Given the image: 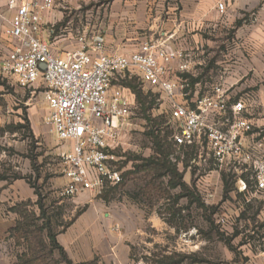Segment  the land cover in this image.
Here are the masks:
<instances>
[{"label":"built area","instance_id":"built-area-1","mask_svg":"<svg viewBox=\"0 0 264 264\" xmlns=\"http://www.w3.org/2000/svg\"><path fill=\"white\" fill-rule=\"evenodd\" d=\"M55 5L56 0H9L14 13L4 32L18 44L0 61V80L31 94L42 89L49 109L44 123L61 146L71 142V148L60 153L66 179L61 196H100L124 182L128 169L118 150L136 124L138 108L135 92L124 84L127 79H137L140 87L160 95L169 122L158 129L169 132L174 147L170 159L180 168L190 151L187 171L218 172L220 178L221 173L233 174L240 192L264 196L262 145L249 139L255 132L251 94L231 92L223 79L192 83L190 54L170 43L172 35L120 53L106 50L102 31L83 30L77 34L76 48L55 54L40 36L44 13ZM217 9L225 12L224 1ZM217 222L225 226L230 219L221 216ZM259 255L264 261V235Z\"/></svg>","mask_w":264,"mask_h":264},{"label":"crops","instance_id":"crops-1","mask_svg":"<svg viewBox=\"0 0 264 264\" xmlns=\"http://www.w3.org/2000/svg\"><path fill=\"white\" fill-rule=\"evenodd\" d=\"M220 1L225 3L224 13L217 9ZM87 3L88 0H56L55 7L44 13L46 24L40 36L53 53L64 55L78 46V31L61 23L62 9L75 8L82 14L83 5ZM13 13L9 0H0V61L18 44L4 32ZM95 14L92 15L94 28H88L90 23H82L81 28L102 31L108 52L131 53L146 40L172 35L170 43L190 54L193 79L201 77L202 81V73L211 64V78L223 79L224 86L233 93L251 94L255 132L249 139L261 143L259 152L264 156V0H112ZM52 27L54 33H50ZM177 64V60L173 61V70ZM5 96L0 94V97ZM20 102V99L7 102L8 120H17L22 111ZM2 107L0 104V122ZM32 112L36 115L37 111ZM48 113L47 107L43 117ZM31 118L35 132H46V127L38 125L35 116ZM49 140L52 142L51 138ZM61 148L70 149L71 142ZM65 183L61 175L52 193L55 201L49 205L47 196L40 198L25 178L0 179L1 264H21L32 250L42 255L31 230L45 222L72 264H136L132 249L140 242L163 248L165 255L184 252L185 244L191 248L188 241L182 239L183 234L180 236L181 228L170 224L138 199H120L118 195L112 196L113 192L109 196L84 192L72 198L63 197L59 191ZM53 210H57L59 216L53 217ZM42 211L46 218L40 217ZM32 221L34 226L30 225ZM18 225L20 229L16 231ZM41 236L50 247L47 228L42 230ZM230 256L231 261L225 264H233ZM31 264L67 262L59 249H53L50 256H42ZM235 264H264V261L258 251L248 261Z\"/></svg>","mask_w":264,"mask_h":264},{"label":"rangeland","instance_id":"rangeland-1","mask_svg":"<svg viewBox=\"0 0 264 264\" xmlns=\"http://www.w3.org/2000/svg\"><path fill=\"white\" fill-rule=\"evenodd\" d=\"M110 2L112 0H88V3L83 5L82 14L75 8L71 10L65 7L62 9L64 13L61 23L69 25L75 32L83 31L82 23H90L88 28L93 29L92 15L95 16L97 10L102 11ZM210 65L208 64V70L202 73L203 84L218 81L217 78H211L213 66ZM134 83L143 90L146 97L144 101H140L135 93L138 105L134 120L136 124L133 130L126 133L123 146L118 150L121 159L126 162L128 171L124 182L114 191L108 189L111 192L107 196L113 192L112 196L118 195L120 199L133 197L149 209L155 210L167 221L173 219L171 224L181 228L180 236L183 234L182 239L188 241L191 246L188 248V244H185L182 253H185L187 258L181 264H225L231 261L230 255L233 264L248 261L258 253L264 235V196L251 191L241 193L235 185L236 176L233 174L227 177L232 190L226 194L220 173H207L203 169L197 171L192 168L190 171L186 170L189 173L185 172L186 176L182 180L196 184V192L199 191L206 206L200 207L198 202L181 196L185 192L180 187H172V181H175L176 177L172 180L169 173L161 176L154 165L146 166V160L155 155V146L148 134L150 125L154 122L168 123L169 117L157 92L140 88L137 79ZM41 90L31 94L29 90L22 91L15 84L0 80V94L7 95L0 97V104L3 106L0 122V173L7 175L9 181L16 177L25 178L36 189L39 197L47 196V202L52 205L55 201L52 193L62 175V148L60 149V143L46 124L41 122L47 110ZM10 99L21 101L19 104L22 111L17 120H8L6 105ZM33 110L37 111L36 115ZM34 116L38 125L46 127V132L34 131L31 118ZM148 117L153 119L152 124L149 123ZM133 155L141 160H129ZM184 164H189L186 158ZM179 169L182 170L180 167ZM53 211V217L59 216L57 210ZM221 216L228 217L230 223L220 226L217 219ZM132 250L136 264H155V260L165 255L163 248L156 247L155 244L150 247L144 242H140Z\"/></svg>","mask_w":264,"mask_h":264},{"label":"trees","instance_id":"trees-1","mask_svg":"<svg viewBox=\"0 0 264 264\" xmlns=\"http://www.w3.org/2000/svg\"><path fill=\"white\" fill-rule=\"evenodd\" d=\"M135 80V79H134ZM133 79L126 80L124 81V84L126 86H129L136 94L137 98L140 101H144L145 97L144 92L142 89L138 88V85L134 83ZM201 80V77H197L196 79H192V83L199 82ZM141 88V87H140ZM149 119V123L152 124L153 119ZM161 125V123H153L148 131L149 136L152 137L154 146H155V155H153L152 159L146 160L147 164L146 166L154 165V168L157 172H159V175H164V174H170L171 179L176 177L175 181H172V187H180L183 193L181 196H186L190 198L192 202H198V205L200 207H206L205 203L202 201L199 195V191L196 192L198 189L195 186L194 183H187L182 180L185 176L186 169L188 165L184 164L183 169L180 170L177 163H173L170 159V155L172 154V151L174 150L173 144L168 140V131H162L161 129H158V127ZM156 129H158V132H156ZM164 132V133H163ZM192 153L190 151L185 152V158L187 161H190ZM133 157V158H132ZM130 157L129 160H141L139 159L140 157L133 155ZM185 160V159H184ZM228 175L227 173H221V180L223 182V188L224 192L227 194L229 193L232 189L230 186V183L228 182ZM8 176L0 173V179H7ZM18 178V177H16ZM116 187L111 188V191H114ZM192 189L195 191H192ZM107 190L102 196H107L109 192ZM241 193H246V192H241ZM42 218L45 217V212L42 211L41 216ZM33 220V219H32ZM173 219H168V222L171 224ZM35 222L32 221L30 225L34 226ZM35 229L31 230L34 234V237L36 238V247L40 248L42 252V255L40 252H37L36 250H32V253H30V256L27 259H22L21 264H31L35 260L39 259L40 257H48L51 255V252L53 249H59L60 254L64 260H66L67 264H72V262L67 258L62 246H60L57 242L56 239L51 231V229L48 227L47 223L45 222L43 226H37L35 225ZM44 228L48 229V237H49V245L50 247L47 246V244L44 242L41 232ZM19 225L16 227V231L19 230ZM187 258V255L185 253H171L169 255H162L161 258L155 260V264H181L185 259Z\"/></svg>","mask_w":264,"mask_h":264},{"label":"water","instance_id":"water-1","mask_svg":"<svg viewBox=\"0 0 264 264\" xmlns=\"http://www.w3.org/2000/svg\"><path fill=\"white\" fill-rule=\"evenodd\" d=\"M43 68H45V65H42Z\"/></svg>","mask_w":264,"mask_h":264}]
</instances>
